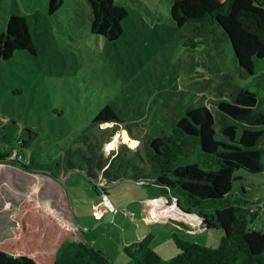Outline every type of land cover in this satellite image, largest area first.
Wrapping results in <instances>:
<instances>
[{
  "label": "rangeland",
  "instance_id": "rangeland-1",
  "mask_svg": "<svg viewBox=\"0 0 264 264\" xmlns=\"http://www.w3.org/2000/svg\"><path fill=\"white\" fill-rule=\"evenodd\" d=\"M117 1L127 7L129 16L123 21V35L110 41L92 32L87 0H65L56 13L50 12V0H0V35L7 29L9 18L20 14L28 21L36 49V53L20 49L10 59L0 58V151L17 158L19 140L32 136L25 127L37 133L27 161L33 170L0 161V241L13 234L12 217L25 198L39 199L48 209L67 207L61 199L48 196L54 191L50 175L60 178L62 170H67L63 184L73 198L71 206L79 225L87 228V236L92 233L108 249L114 264H127V256L123 262L120 257L124 243L135 236L141 238L146 230L144 220L135 214L137 205L132 199L137 197L143 207L142 196L158 197L157 189L130 176L119 182L106 180L104 186L92 181L89 164L83 158L90 143L107 135L112 141L119 127H126L115 141L121 152L117 163L134 159L149 172L151 164L141 156L147 157L148 139L172 134L177 120L189 108L206 105L218 115L217 103L233 101V95L243 87L255 90L264 108L263 58H255L254 72L247 71L239 65L221 28L197 31L196 24L178 26L170 14L172 0ZM108 104L119 112L122 123L118 128L104 124L107 130H102L93 119ZM216 138L226 139L220 122ZM107 146L103 148L105 154L112 150ZM200 152L197 143L179 163H198ZM73 160L79 168L71 166ZM82 165L85 170H81ZM126 171L131 176L138 172L129 164ZM236 173L244 175L245 181L236 180L233 192L239 193L245 184L255 197H264V171L238 169ZM137 183L143 192L136 188ZM96 187L100 199L107 194L113 205V200L117 202L114 210L101 217L93 203ZM179 222L167 225L152 243L165 260L180 252L174 233L219 247L222 228L205 225L204 230L192 232L188 222ZM259 224L264 226V215ZM170 243L176 253H170Z\"/></svg>",
  "mask_w": 264,
  "mask_h": 264
},
{
  "label": "trees",
  "instance_id": "trees-1",
  "mask_svg": "<svg viewBox=\"0 0 264 264\" xmlns=\"http://www.w3.org/2000/svg\"><path fill=\"white\" fill-rule=\"evenodd\" d=\"M87 1L92 32L110 41L119 39L124 33L123 21L129 16L127 7L117 0ZM64 3L50 0V12L56 13ZM170 14L180 27L196 24L197 31L221 28L239 65L249 72H254L255 58L264 59V0H172ZM20 49L36 53L26 17L14 14L0 35V58L10 59ZM217 110L218 115L206 105L191 107L177 120L172 134L151 136L147 157L141 155L151 164L149 172L134 159L117 163L121 156L118 149L106 155L103 148L109 139L105 137L97 143L93 140L84 152L92 181L100 176L108 182L122 180L129 176L126 167L132 165L138 171L132 178L165 187L183 210L198 214L208 227L224 230L217 248L174 233L180 252L170 260L153 248V234L147 235L124 246L127 264H264V228L257 226L259 215H264V197L250 198L245 185L239 193L233 192L234 182L244 178L236 173L238 169L264 171L263 104L255 90L243 87L233 95V101H219ZM107 122L117 128L122 123L119 112L109 104L93 119L102 130H107L102 127ZM219 122L225 140L216 138ZM25 129L32 136L19 140L17 158L5 150L0 151V161L33 170L27 161L37 133ZM197 143L201 145L200 161L180 164V158ZM70 164L74 168L75 160ZM12 218L13 234L0 241V264H114L93 242L72 240L71 226L43 209L32 196L19 204Z\"/></svg>",
  "mask_w": 264,
  "mask_h": 264
},
{
  "label": "crops",
  "instance_id": "crops-1",
  "mask_svg": "<svg viewBox=\"0 0 264 264\" xmlns=\"http://www.w3.org/2000/svg\"><path fill=\"white\" fill-rule=\"evenodd\" d=\"M108 136L109 135L104 136V137L108 139L110 137V136L109 137ZM95 166L93 167L94 169H95ZM75 167H74V169L79 168L77 166V163H76ZM80 168H81V170H85L83 165ZM38 171L45 172L42 170H38ZM89 171H90V168H89ZM62 172H63V176H61L60 178H55V177L50 175V177L52 178L51 186H52V189L54 191H52V193H49L48 196L50 197L49 199L53 198L55 201L61 199L67 207L64 208V206H61L62 208L61 207L57 208L55 206L54 209H52L51 207H50L51 209H48V207L42 206V203L39 199H37L38 202L40 203V205L43 209L47 210L53 216L62 219L64 222H66L67 224H69L71 226V228H72L71 239L72 240H74V241H91L94 244H96L98 247H100L102 250H104L112 259L111 254L108 252V249L106 247L102 246V244L98 243L97 237H95V236L92 237V233H90L89 236H87V234L85 232L87 230V228L79 225L78 216H76L74 206H71V203H73V198L71 196L69 198L68 188H66V186L63 184V182L65 181V177L67 175V170H62ZM48 173L50 174V172H48ZM129 176L131 177V175H129ZM242 176L244 177V175H242ZM150 179L153 180L154 178H150ZM132 180L140 182L139 180H135L134 178H132ZM242 180L245 181V178H243ZM119 181H121V180H118L116 182H119ZM143 185H147V187L152 185L153 187H155L157 189L158 197L145 198L144 196H142L141 200L144 204L143 207L140 205V202H138L136 200V199H138L137 197L132 199V200L136 201V205H137V210H135V214L139 215L140 219L144 220L145 225H146V230L141 234V236H140L141 238H139L138 236H135V238H133L132 240L126 241L124 243V246L128 243L135 241V240L143 239L147 235H151V234H153V236H154L153 241H155L156 237L160 233L164 232L163 230H165L167 228V225H169V224L171 225L172 223L180 225L179 219H183L184 222H188L189 226L187 228H188V230H190L192 232L204 230L205 223L200 216H198L196 214H191V213L190 214L180 213V211H178L175 214L174 212H172L173 210L171 209V207H168L167 202L166 203H160V200L158 202H151L150 201V200H154V199H156V200L161 199L162 200L163 198H165L166 201H168L170 203L173 202L174 199H172V197H170V195H168V191L165 187H162V186L157 185V184L152 183V182H151V184H143ZM243 185H245V184H243ZM135 186L138 190H141V185H139L137 183V185H135ZM116 187L117 186H115L113 189L115 190ZM96 190H97V195L93 197L94 198L93 203L95 205V210L99 205H101V206L103 205V202H102L103 200L100 199V191L97 187H96ZM141 192H143V191L141 190ZM145 194L149 195L150 192H146ZM145 194H143V195H145ZM249 194L251 195V196L249 195L250 198H253L254 200L261 198V197H255L252 190H249ZM43 200L45 202H48V200H46L45 197L43 198ZM113 201H114V205H116V203H117L116 200H113ZM147 202L149 204H147ZM64 203H63V205H64ZM174 207L177 208V206H174ZM104 214H105V212L103 213V216H104ZM262 215L263 214L259 215V217L257 219V221H258L257 226L259 228H264V226H262V227L259 226L260 225L259 220L262 218ZM191 216L193 218H196V219H194L192 221L191 220L192 218H190ZM196 220H198V221L200 220V223L197 222ZM77 227H80L81 230L80 231L76 230ZM83 230H84V232H83ZM153 241H152V243H153ZM124 246H123V251H124ZM170 246H172L171 243H170ZM174 248H175L174 246L170 247V253H176L177 250ZM120 257H121V260L123 262V260L125 258V253L122 252Z\"/></svg>",
  "mask_w": 264,
  "mask_h": 264
},
{
  "label": "built area",
  "instance_id": "built-area-1",
  "mask_svg": "<svg viewBox=\"0 0 264 264\" xmlns=\"http://www.w3.org/2000/svg\"><path fill=\"white\" fill-rule=\"evenodd\" d=\"M108 123H109V122H107V123H103V124H102V127L104 126V124H108ZM111 123L114 124L113 122H111ZM126 130H127V128H120V129H118V130L115 132V134L113 135L114 140L109 141V143H107V144H108L107 148H112V150H114V151H113V153H112V150L110 149V150H109V154H106V155H113V154L116 153L117 149L119 148V144H117V146H116V144H115L116 142H115V141H117L118 139H120V138L122 137L123 132L126 131ZM112 142L114 143V145H113L112 147H109V145H110ZM97 182H99L98 184L101 185V186L106 185V182H105V180L102 178V176H100V179H98ZM142 182H143L144 184L148 183L147 180H142ZM173 199H174V202H171L172 205H171L170 202L166 201L165 198H163L162 200H161V199H157V200L154 199V200H150V201H151V202H158V201L160 200V203H166V202H167L168 207H171V209L173 210L172 212L177 213L178 211H180V213H185L180 207L177 206V204H176V203H177V198L175 197V198H173ZM102 200H103V201H102V202H103V205H102V206L99 205V206L96 208V210H95L96 215H97V216H100V217L103 215L104 212L109 211V210H114V209H115L114 205H113L112 202L110 201V199H109V197H108L107 194H104V195H103ZM174 206H177V208L174 207ZM185 214H186V213H185ZM187 214H190V213H187ZM191 214H193V213H191ZM76 230L80 231L81 228H80V227H77Z\"/></svg>",
  "mask_w": 264,
  "mask_h": 264
},
{
  "label": "water",
  "instance_id": "water-1",
  "mask_svg": "<svg viewBox=\"0 0 264 264\" xmlns=\"http://www.w3.org/2000/svg\"><path fill=\"white\" fill-rule=\"evenodd\" d=\"M177 204V206L178 207H180V205L178 204V202L176 203ZM181 208V207H180ZM182 209V208H181ZM183 210V209H182ZM185 213H191V212H188V211H185V210H183ZM193 214H196V213H193ZM196 215H198V214H196ZM199 216V215H198Z\"/></svg>",
  "mask_w": 264,
  "mask_h": 264
},
{
  "label": "bare ground",
  "instance_id": "bare-ground-1",
  "mask_svg": "<svg viewBox=\"0 0 264 264\" xmlns=\"http://www.w3.org/2000/svg\"><path fill=\"white\" fill-rule=\"evenodd\" d=\"M114 145V143L112 142L110 145H109V147H112ZM195 217V216H194ZM190 218H192L191 220L193 221L194 219H196V218H193L192 216L190 217Z\"/></svg>",
  "mask_w": 264,
  "mask_h": 264
}]
</instances>
